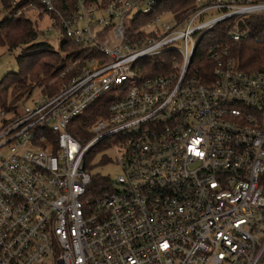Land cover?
Instances as JSON below:
<instances>
[{
	"label": "built area",
	"instance_id": "1",
	"mask_svg": "<svg viewBox=\"0 0 264 264\" xmlns=\"http://www.w3.org/2000/svg\"><path fill=\"white\" fill-rule=\"evenodd\" d=\"M163 3L77 0L61 32L89 52L50 83L83 65L0 110V264H264V68L201 46L220 24L247 38L264 0ZM105 95L82 141L71 121ZM103 149L121 151L99 160L121 173L93 194Z\"/></svg>",
	"mask_w": 264,
	"mask_h": 264
},
{
	"label": "trees",
	"instance_id": "2",
	"mask_svg": "<svg viewBox=\"0 0 264 264\" xmlns=\"http://www.w3.org/2000/svg\"><path fill=\"white\" fill-rule=\"evenodd\" d=\"M11 1L12 0H1L4 8L9 10V14L0 21V47L5 46L11 51L18 48L25 49L33 43L32 47L34 51L27 54H19L17 56L20 66L19 70L8 72L0 80V110L10 109L20 101L28 99L32 92L39 86H43L48 93H54L64 80L68 79V77L79 70V67L82 66L83 63L75 65V71L67 72V75L63 78H58L53 83L50 82L68 68L69 61H76L81 56L84 58L86 53L89 52V50L81 48L79 44H76L64 34L61 39L60 50L52 49L47 42L37 41L41 32L38 27V22L34 21L31 16L25 13L26 5H29L31 1H23L15 8L12 7ZM33 1L40 5L37 0ZM52 1L55 4L56 12L49 14L61 29V16L72 18L78 8L77 0ZM110 1L111 0H86L89 4L99 3L101 5H107ZM193 1L194 0H164L163 4H165V6L163 8L173 11H183L189 7ZM42 13H44V11H41L39 14ZM246 21L247 30H250V34L247 38H243L236 43L228 41L225 32L226 29L220 24L206 34L205 42H203L201 46L217 41H222L224 43L228 42L231 46V53L239 59L240 67L246 71L254 72L264 68V15H252L246 18ZM243 29H246V27H243ZM69 48L75 49V51L62 54ZM161 58L163 57L157 56L144 62H156L152 72H160L162 71V66L159 64ZM201 62H203V60ZM148 66L150 65L148 64ZM10 98L12 100L11 103H9ZM108 101V95H105L92 103L85 112L72 119L70 130L78 135L82 141L88 139L89 126L98 119L100 115L105 113ZM92 178L93 182L91 189L93 194H101L108 188L107 177L100 173H96Z\"/></svg>",
	"mask_w": 264,
	"mask_h": 264
},
{
	"label": "rangeland",
	"instance_id": "3",
	"mask_svg": "<svg viewBox=\"0 0 264 264\" xmlns=\"http://www.w3.org/2000/svg\"><path fill=\"white\" fill-rule=\"evenodd\" d=\"M26 11L25 13L28 16H31L34 21L38 22V27L40 29L39 37L37 38V41L39 42H47L49 46L54 50H60V43L61 39L63 38V33L61 32V29L57 25V23L54 22L53 18L50 16L49 13L44 12L42 14H39L43 9H41L40 5L37 4V2L31 3L29 5H26ZM9 14V10L5 9L1 0H0V21L5 18ZM242 26L246 27L247 29V21L243 20ZM33 43L30 44L29 47H26L25 49L18 48L14 50H9L7 47H0V80L10 71H18L19 70V62L17 60V56L19 54H27L32 51H34V48L32 47ZM75 49L69 48L66 52H63L62 54H65L67 52H74ZM83 56H81L76 61H69L68 66H74L75 62H78L80 59H82ZM52 61V60H50ZM56 62V61H52ZM40 87V86H39ZM41 97V93L39 91V88L37 87L29 96L28 99H26V103L31 104L34 100ZM12 100L10 98L11 103ZM104 154H110L114 159L121 157V151L119 150H98L96 153V156L93 158V173H100L101 175H109L111 178L115 179L120 173H121V167L120 165L115 161L114 163H102L99 160L101 159L102 155Z\"/></svg>",
	"mask_w": 264,
	"mask_h": 264
}]
</instances>
